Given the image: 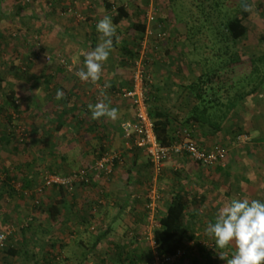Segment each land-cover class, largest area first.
<instances>
[{"label":"crops","instance_id":"1","mask_svg":"<svg viewBox=\"0 0 264 264\" xmlns=\"http://www.w3.org/2000/svg\"><path fill=\"white\" fill-rule=\"evenodd\" d=\"M108 3L112 4L110 9L107 8ZM184 3L189 11L188 15L191 14L193 6L189 0H160L158 22L164 31L169 32L170 38L164 43L161 61L150 60L154 47L148 49L152 67L149 69L151 81L147 86L149 107L151 110L161 109L169 113L176 128L183 127L182 123L187 121L193 107L199 103L189 86L197 80L202 70L195 75L197 65L190 57L192 51L197 49L195 42L200 37L207 41L205 33H188L187 21H190V15L184 18L178 12ZM50 4L52 12L58 11L61 5L70 7L71 11L74 7H81L83 14L78 19L70 18L62 25L55 21L51 23L52 33L61 27L62 36L54 33L47 45L52 51L64 54L67 61L75 63L78 69L83 67L82 53L91 51L100 42V34L96 31L99 19L111 17L119 40L114 38L113 49L104 62L101 78L96 83L75 80L72 77L75 70L67 71L61 66L54 65L47 70L45 80L50 84L46 86V95L34 96V103L41 106L36 113L44 116V125H48L50 120L54 124L51 133L55 140L53 138L47 141L44 148H37L33 152L37 153V157L33 156L30 161L24 160L26 163L21 164L18 171L26 183L32 184L37 182L35 177L39 170L70 173L94 163L105 152H116L120 158L116 161L110 178H95L90 184H77L73 191L48 188L43 196L47 203L44 209L46 217L42 223L35 222V228L30 231L33 237L28 239V236L19 232L11 239L10 251L17 256L14 259L16 263H13H136L142 259L143 254L138 246L139 242L130 236L141 233L146 223V202L149 200L151 185L149 174L153 167L146 152L125 138L122 123L134 120L135 109L131 100L124 98L120 92L131 85L135 63L133 68L130 65L136 60L132 59L131 54H139L142 50L139 48L143 39L139 43L136 25L144 19L147 0H51ZM120 5H124L129 15L115 23L114 17ZM148 47L150 48L149 44ZM34 74L38 80L42 78L41 74L37 75L39 72ZM106 83L110 87L105 88ZM57 89L65 93L61 100L55 99ZM98 99H105L110 102L111 107L119 110L116 120L106 117L96 120L91 118L88 105L96 103ZM238 108L234 111V119L240 123L242 116ZM190 126L198 143L206 148L233 143L230 125L225 124L220 134H212L197 124ZM252 131L258 133L254 129ZM249 148L232 144L227 162L215 167L202 166L188 155L176 156L166 162L163 175L166 181L171 182L174 178L171 172L173 169L176 175L182 172L198 181L206 173L207 183H220L223 188V194L219 198L210 197L215 202L213 206L219 201L228 202L233 197L255 199V194L262 191L263 179L258 180L250 174L254 167V156L251 147ZM3 165L0 170L8 175L11 166ZM18 168L19 166L14 170ZM7 179L8 182L9 178ZM18 214L13 212L12 215ZM23 243H30L29 258L18 256ZM99 250L108 251L109 254L98 257ZM23 252L28 254L26 248ZM214 262L211 258L200 260L196 257L194 264Z\"/></svg>","mask_w":264,"mask_h":264},{"label":"rangeland","instance_id":"2","mask_svg":"<svg viewBox=\"0 0 264 264\" xmlns=\"http://www.w3.org/2000/svg\"><path fill=\"white\" fill-rule=\"evenodd\" d=\"M232 1L225 0L228 4ZM245 1L250 10V32L246 39L238 41L235 45H230V51H235L240 56L249 58L264 53V0ZM239 2L240 0H237V3ZM50 3L51 0H0V23L2 21L0 24V75L5 79L6 90L12 86L17 91L15 105H11L9 108L8 104L4 103L6 98L5 91H0V138L7 135L10 139L9 141L0 140V168L4 166L3 164L11 166L8 175L0 170V234L9 232L5 249H0V264L16 263L14 259L17 256L10 253L11 239L15 238V234L19 232H22L25 237L28 236V239L32 238L33 235H31L30 231L35 228L36 221L31 217V210L36 205L47 204L43 196L47 193L48 188H42V175L49 170H39L40 175L38 174L35 177L37 182L32 184L26 183L22 174L18 171L21 168V164L26 163L24 160L30 161L33 156L37 157V153H33L37 148H44L47 145V141L53 140V138L55 140L51 133L54 124L50 120V122H47L49 123L48 125H44V116L36 113L37 108L40 109L41 106L35 105L34 96L46 95V86L50 83L46 82L45 76H47V70H50L52 66H61L68 71L64 63L65 60L66 63L76 67L74 69L75 73L78 70V66L73 62H68L64 54L52 51L47 45L54 33L59 35V37L62 36L61 27H58L52 33L51 23L55 21V23L62 25L64 21L68 22L70 18L76 17L78 19L83 14L81 7H78V9L74 7L72 11H69L70 7L66 6V8L61 5L58 11L52 12L50 11L52 7ZM185 3L183 5L184 8H179L178 10L182 17H188L189 13ZM208 4L212 9V1H209ZM192 10L194 11L195 9L192 7ZM211 14L214 23L219 20L216 18L217 14H219L218 11H212ZM143 16L145 19V13ZM216 23L218 22L216 21ZM162 27L160 26L164 30ZM169 38V32H166V35L161 40L153 37L150 39L151 41L148 43L150 48H147L151 50V47H154V50H152L153 57L148 52L151 55L150 60L161 61L164 43L166 44V40ZM196 43L198 49L192 51V57L190 58L196 62L198 71L195 75L197 76V73L201 70L198 61L205 55L206 51V48L201 49L199 47L206 44V39L200 37ZM188 45L191 47L190 44ZM142 47L140 44L139 49L141 50ZM130 66L133 68L134 62ZM150 67L149 63L148 70ZM37 72H39L37 75L41 74L42 77L39 80L35 78L36 74L34 73ZM72 77L75 80H80L76 75H72ZM238 109L242 120H239L240 123L235 120L234 124L236 125L231 131L232 144L247 148L251 147L252 155L254 156L252 157V165L254 167L252 171L250 170V174L258 180L263 179L262 191L256 193L255 198L264 199V91L259 95L247 97ZM230 126L233 125L230 124ZM240 127L245 128L240 131ZM252 129L258 131V133H253ZM239 132L242 135L246 134L245 132L251 134L248 135L249 140L235 141ZM232 144L224 143L222 145L230 151ZM18 166L19 168L14 170ZM171 172L174 174L171 182L165 180L164 171L158 179L157 190L160 200L159 203L157 202L158 206L154 211L153 218H150L151 210L148 207L149 200H147V218L141 230L142 232L130 236L136 242H139L138 246L143 254L142 259L137 264H152L154 257L150 258L149 255L152 252L154 256L153 231L158 222V215L179 186L188 194L190 202L189 212H193L197 216L192 218L189 212L185 216L186 222L191 221L192 223L193 235L185 242V246L182 249L184 254L166 264H194L196 257H199L200 260L211 258L215 260L212 264H227L226 259H220L219 252L223 251L230 258L234 251L233 246L229 245L228 248L223 250L215 249L214 240L205 232L207 224L214 222L218 208L226 203L219 201L213 206L215 202L210 200L211 196L219 198L223 194L222 185L220 183H207L206 173H204L201 180L197 181L193 177H187L185 173L179 172L176 175L177 173L173 169ZM154 176V170L151 169L149 174V180L151 181L150 190L152 189ZM7 178L10 179L9 183ZM40 188L43 191L39 192ZM13 212H18L19 214L13 216ZM151 228L153 229L151 230ZM25 248L28 253L26 255L23 252ZM19 250L20 254L18 256L21 258H29L31 256L30 243H23L22 248ZM97 253L98 257L109 254L105 250H99ZM16 260L19 261L20 259Z\"/></svg>","mask_w":264,"mask_h":264},{"label":"trees","instance_id":"3","mask_svg":"<svg viewBox=\"0 0 264 264\" xmlns=\"http://www.w3.org/2000/svg\"><path fill=\"white\" fill-rule=\"evenodd\" d=\"M189 1L195 12L192 9L190 10L191 20L187 21L188 33H205L207 34V41L205 45L199 47L201 49L206 48L205 55L198 61L202 73L189 86L191 91L198 97L199 103L193 107L191 116L182 123V126L191 128L190 125L197 124L201 129H208L212 134H220L223 132L225 124H232L233 126H230L232 131L236 125L234 124V111L240 104L244 103L247 97L259 95L264 91V53L244 58L237 52L230 51V45H235L249 35V6L245 0H240L239 3H237V0H233L229 4L225 0ZM209 1L213 3L212 9L208 4ZM111 7L112 4L108 3L107 8L110 9ZM181 8L184 7L182 6ZM212 11L219 12L216 16L219 19L216 20L218 23L212 21ZM128 15L124 5H120L114 17V22L119 23ZM4 19L6 18L4 17ZM136 30L140 36V43L146 31L145 19L136 25ZM222 43L226 45L223 44L221 46ZM196 48L198 49V46ZM136 53L131 54L132 59L138 57ZM4 83L5 79L0 75V91H5L6 98L4 103L8 104L9 108V106L15 105L17 91L12 86L6 90ZM150 115L153 119L159 142L163 145L171 144L180 128L174 127V121L170 114L161 109H150ZM244 128L240 127L239 129L243 131ZM245 133L251 135L248 132ZM240 134L239 132L236 135V139ZM0 140L9 141L10 139L6 135L2 136ZM92 164L81 169L89 168ZM54 187L68 190L61 186ZM189 205L187 192L179 186L175 189L170 201L160 211L157 225L153 231L155 250L159 256L165 257L177 254L180 249L184 248L186 240L193 235L191 221L186 222L185 220V216L189 212ZM44 209L45 204L34 206L31 210L32 219L42 223L46 217ZM189 213L192 218L197 216L193 212ZM10 253L12 252L10 251ZM149 257H154L152 252ZM132 264H137V262Z\"/></svg>","mask_w":264,"mask_h":264},{"label":"built area","instance_id":"4","mask_svg":"<svg viewBox=\"0 0 264 264\" xmlns=\"http://www.w3.org/2000/svg\"><path fill=\"white\" fill-rule=\"evenodd\" d=\"M160 0H147L145 9L146 31L142 40V49L135 60V67L131 78V85L128 88H123L120 94L124 98L131 100L135 109L134 120L122 123L123 133L127 140H131L134 144L143 149L154 170V178L152 189L149 193V205L151 210L150 218H153L156 210L157 202L159 203L160 195L157 190L159 177L162 175L166 162L173 157L188 155L194 162L206 167H215L224 165L227 162L229 151L222 145H217L213 148H206L197 142L191 128L183 127L178 130L175 140L169 145H163L159 142L155 132L154 122L150 115L149 96L147 92L148 83L151 81L149 73V55L148 43L150 37L161 40L166 31L160 28L158 22ZM71 11V10H69ZM69 70H74V66L66 63ZM249 140L247 134L237 136V141ZM120 158L116 152H105L95 163L89 168L73 171L71 174H58L45 171L42 175L43 187L51 188L61 186L73 191L77 184H90L95 178H110L114 172L116 161ZM42 191V188L38 190ZM37 203H39L37 201ZM153 228H151L152 230ZM9 232L0 234V249L6 245ZM154 248H155V242ZM184 254L183 250H179L173 256H159L154 251V260L152 264H166L175 260Z\"/></svg>","mask_w":264,"mask_h":264},{"label":"clouds","instance_id":"5","mask_svg":"<svg viewBox=\"0 0 264 264\" xmlns=\"http://www.w3.org/2000/svg\"><path fill=\"white\" fill-rule=\"evenodd\" d=\"M99 43L91 50L83 52V67L75 75L84 82L96 83L100 80L104 62L110 56L114 38L118 41L116 27L109 16H104L96 23ZM110 87L105 84V88ZM65 93L57 89L55 99L61 100ZM88 109L93 120L106 117L116 120L119 110L110 106L105 99L90 103ZM206 234L214 240L215 249H226L232 245L234 251L229 258L223 251L220 259L227 264H264V199L233 197L218 208L214 222L205 228Z\"/></svg>","mask_w":264,"mask_h":264}]
</instances>
